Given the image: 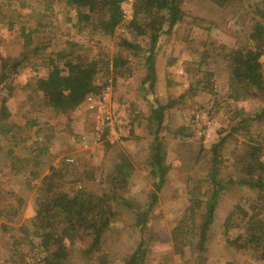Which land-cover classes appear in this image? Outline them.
<instances>
[{"label": "rangeland", "instance_id": "374dc122", "mask_svg": "<svg viewBox=\"0 0 264 264\" xmlns=\"http://www.w3.org/2000/svg\"><path fill=\"white\" fill-rule=\"evenodd\" d=\"M134 2L122 0L121 22L105 27L104 21L118 14L116 7L110 14L100 11L92 21L79 23L75 9L56 0H0V101L6 99L10 112L8 118L0 120V264L18 263L13 239L21 233L20 224L36 214V197L46 195L41 183L52 172L60 174L57 181L63 189L84 187L108 198L115 215L101 237V245L114 264H126L141 245L146 249L142 264H264L258 254L229 246L225 239L242 231L247 210L244 204L258 192L245 185L231 183L219 193L205 250L199 252L196 244V233L211 195L208 173L214 157L212 146L218 144L217 175L223 180L235 179L248 137L255 131L253 139L264 135V117H256L264 110V92L239 84L227 60L233 48L258 47L262 49L264 75V38L253 41L249 37L258 18L253 9H264V0H230L222 7L211 0H182L187 18L171 33H162L158 40L156 82L148 98L140 91L146 76L141 56L120 50L117 44L120 36L134 40L128 29ZM24 20L34 27L50 23L33 34L29 47L23 45L19 34ZM135 40L143 46L147 44L144 37ZM60 49L65 58L73 51V66L98 61L101 69L95 83L101 90L93 94V108L85 100L74 111L58 114L45 105L44 90L53 87V80L48 68L35 67L34 62L42 56L49 58L52 52L50 57L66 74L69 68L53 56ZM118 54L125 61L120 65L122 69ZM20 55L28 59L18 74L11 76L10 65L2 66L3 59H18ZM2 73L8 78L1 80ZM191 84L195 85L194 94L189 90ZM174 99L176 104L165 111L160 132L170 169L157 191L154 207L148 210L143 230L141 218L124 202L137 209H146L150 202L154 180L147 158L155 127L150 122L151 107L155 100L164 104ZM77 109L78 115H85V122L90 121L91 128L83 132L72 129ZM105 111L122 143L110 144L106 134L97 136L96 126ZM237 124L239 129L235 131ZM14 134L26 140L14 145ZM82 135L91 143L87 148L81 144ZM43 146L46 150L36 165L34 160ZM120 152L129 157L133 168L127 184L116 189L111 173ZM193 198L201 204L191 215ZM229 213L232 217L226 227ZM177 225L186 243L182 255L173 250L172 236ZM67 245L70 264L93 263L83 254L86 241ZM27 247L21 244L19 260Z\"/></svg>", "mask_w": 264, "mask_h": 264}, {"label": "trees", "instance_id": "16d2710c", "mask_svg": "<svg viewBox=\"0 0 264 264\" xmlns=\"http://www.w3.org/2000/svg\"><path fill=\"white\" fill-rule=\"evenodd\" d=\"M62 2L65 6L75 9L76 21L90 22L100 11L110 14L113 7L117 9V15H111V18L104 22L105 27L108 24L114 27L121 22V9H119L122 0H56ZM214 4L222 7L230 0H211ZM264 3V2H263ZM258 14L255 19L252 32L249 37L253 41H259L264 38V9H253ZM187 14L182 9V0H135L133 17L128 23V29L134 40L125 36L118 38L120 50H130L136 55L141 56L146 66V76L142 80L141 94L148 98L149 93L154 92L156 82L155 55L157 43L162 33H171L177 24L186 20ZM50 23H37V26L28 25L24 20L19 28V34L23 37V45L28 46L31 37L40 29H44ZM104 27V28H105ZM109 31L108 29H105ZM104 31V30H103ZM104 31L105 33H108ZM111 33V30L109 31ZM144 37L147 44L141 45L135 38ZM47 48V45H45ZM71 55L65 58L62 49L54 53L57 60H62L64 67L69 68V72L62 74L65 69L58 67L57 61L53 60L52 52L48 57L42 56L34 62L35 67L44 66L49 70V78L53 80V87L45 89L44 102L56 113H69L80 107L90 94H98L101 87L95 83L96 74L101 67L97 60L88 61L82 65L73 66V51ZM262 49L254 47H241L229 50L227 57L228 66L236 75V81L246 89H255L264 92V75L262 72ZM122 55L118 54L119 68L125 64ZM18 59H3V65L9 64L11 76L18 74L21 65L28 59L26 55H20ZM6 68V67H5ZM116 70V69H114ZM123 72V71H122ZM8 76L2 73L1 80ZM7 84L10 82H6ZM197 84V83H196ZM194 84H191L189 90L194 94ZM183 96V95H181ZM180 96V97H181ZM176 104V99L167 103H160L155 100L151 107L150 122L155 124L152 130L154 134L152 151L147 158V165L150 169L151 177L154 180L151 199L146 209H137L128 202H124L129 209L135 211L141 218V228L144 230L148 223L146 217L148 210L154 207L158 195L157 191L161 189L166 180L169 166L166 163V150L163 138L160 136L161 125L163 123L165 111ZM10 112L6 105V99L0 101V120L8 118ZM256 117L262 119L264 110ZM241 124V123H240ZM240 124L234 127L238 130ZM26 126H29L26 123ZM153 128V127H152ZM264 131V130H263ZM257 134V131L251 135ZM52 135V134H51ZM248 138V144L243 150L239 163L241 168L235 179H221L216 172V160L218 144L212 146L214 157L210 161V170L208 180L211 188V195L205 204V212L200 220L197 236V249L199 252L205 250L204 243L207 238V232L214 220V212L219 193L226 189L231 183L245 185L258 192L253 199L245 203L247 210H244V221L242 231L234 236H226V243L236 248H247L249 251L258 254V258L264 259V135L262 138ZM14 145L25 141L22 135H12ZM46 150V147H40L34 164H39V156ZM133 164L129 157L123 153H118L111 173V179L115 188L123 187L127 184L130 170ZM243 174V175H241ZM60 174L52 172L49 177L45 176L42 181V191L46 195L36 197V214L26 219L20 224L21 233L13 239V246L17 249V264H70L69 248L67 243L74 244L75 241H86L87 247L83 249L85 258L91 260L92 264H114L107 252L101 245V237L113 223L114 211L109 200L105 195L97 194L84 187L63 189L59 186ZM42 192V193H43ZM41 193V194H42ZM1 182H0V204ZM22 202V200H21ZM24 203V202H23ZM201 202L197 198L191 200L190 213L194 215L196 209L200 207ZM17 211L14 212V215ZM14 216L13 214H6ZM232 213L226 217L224 225L227 227ZM180 225L174 229L172 236L173 250L182 255L184 245L182 241ZM180 236V237H178ZM184 240V239H183ZM22 243L28 245L27 252L23 253L19 248ZM146 249L141 245L126 261V264H142L145 259ZM14 261V262H15ZM230 264V263H227Z\"/></svg>", "mask_w": 264, "mask_h": 264}, {"label": "built area", "instance_id": "2783aa9c", "mask_svg": "<svg viewBox=\"0 0 264 264\" xmlns=\"http://www.w3.org/2000/svg\"><path fill=\"white\" fill-rule=\"evenodd\" d=\"M95 97L93 94L87 96L86 101L89 104L90 108L94 107ZM99 107L102 109L103 104H100ZM110 115L105 111L103 115L99 117L98 125L96 126L97 136L100 137L103 134H106V138L110 144L115 143H122L119 133L114 128V123L110 122ZM82 139L84 140L81 142L82 146L87 148L91 145L90 141H86V136L82 135Z\"/></svg>", "mask_w": 264, "mask_h": 264}, {"label": "crops", "instance_id": "0c3cea01", "mask_svg": "<svg viewBox=\"0 0 264 264\" xmlns=\"http://www.w3.org/2000/svg\"><path fill=\"white\" fill-rule=\"evenodd\" d=\"M76 116L75 118L73 117V121H72V129L74 132H83L85 130H87L88 128H91L90 126V121L89 122H85L86 120L84 119V114L78 115L79 114V110L77 109L75 111ZM74 122V125H73Z\"/></svg>", "mask_w": 264, "mask_h": 264}]
</instances>
